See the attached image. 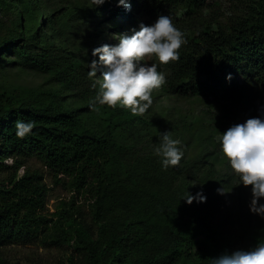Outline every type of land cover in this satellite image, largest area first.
Here are the masks:
<instances>
[{"label":"trees","instance_id":"16d2710c","mask_svg":"<svg viewBox=\"0 0 264 264\" xmlns=\"http://www.w3.org/2000/svg\"><path fill=\"white\" fill-rule=\"evenodd\" d=\"M117 1L106 2L100 10L125 15L117 18V32L128 29L131 35L141 23L152 25L165 15L184 33L179 60L167 66L163 87L170 95L197 97L219 87V93L233 97L244 85L255 84L254 94L264 106V0H128V11ZM222 2L232 12L225 24L217 18ZM51 7V0H0V67H30L47 75V83L87 89L85 106L67 105L57 90H8L0 85V248L34 241L44 227L58 231L61 243L73 240L81 264H213L222 255L248 250L264 239L263 234L250 235L253 223L239 212L233 219L240 235L229 237L222 229L224 216L213 198L222 180L213 165L207 166L216 160L209 142L205 141L204 154L182 157L177 167L164 169L162 158L154 154L161 136H151L149 148L140 145L146 139L141 132L149 124L143 116L120 105L112 109L97 104L96 110L89 106L97 93L86 70L90 62H85L92 50L83 59L61 44L60 31L68 29L67 24L62 21L56 27L62 12L57 7L48 12ZM211 8L219 12L206 21L204 12ZM234 73L243 78V86L224 84ZM246 103L252 108L251 101ZM18 120L35 122L23 139L16 136ZM118 130L121 138L129 132L137 137L133 143H122L113 137ZM178 130L161 134L169 132L184 141ZM33 158L66 178L72 190L90 195L94 226L76 223L64 209L49 228L52 220L38 211L46 197L41 176L28 170L17 176ZM5 159H13V166L4 164ZM237 183L238 176L235 185L226 187L239 191ZM186 192L193 197L199 193L204 200L188 204ZM257 225L264 230V222L255 221ZM69 261L73 264L72 258ZM0 264L8 263L0 258Z\"/></svg>","mask_w":264,"mask_h":264},{"label":"rangeland","instance_id":"374dc122","mask_svg":"<svg viewBox=\"0 0 264 264\" xmlns=\"http://www.w3.org/2000/svg\"><path fill=\"white\" fill-rule=\"evenodd\" d=\"M51 1L53 2V7L47 11L52 12V9L57 7L56 9L62 12L57 15L59 20L56 27H60L58 25L62 21H65V24H67L66 27L68 28L60 31L61 44L71 52H74V50L77 51V54L83 59L89 55V51L91 52L95 48L103 45L114 46L118 44V37L122 34L127 35L130 31L126 29L124 33H122V30L117 32V18L122 19L125 15L117 17L116 13L114 15L105 11L100 13L102 7H105L106 2L112 4L116 0H105L101 5H94L93 0ZM129 4L130 1L125 0L124 7L127 11L129 10ZM222 5L220 8V17L217 18L223 23L231 16L232 12L228 10L229 6L224 2H222ZM218 12L216 8L206 10L204 12L205 20L207 21L210 18V14H216ZM44 13L46 14V12ZM112 27L116 29L112 31ZM93 60L99 63L98 55L93 56L91 54L88 61L86 60L85 62L91 63ZM142 63L149 65L156 63L158 72L164 73L165 76L169 74L168 64H160L155 56L146 57ZM86 70L89 73L88 66ZM104 70L103 65H101L97 69V76H89L93 81L91 85L93 87L95 85L94 88L97 91L99 90L101 81L100 75ZM47 78V75L41 74L30 67H17L11 64L0 67V85L4 89L57 90L61 97L65 99L64 101L67 105L73 108L85 106L84 97L86 94L84 91H87V89L81 90L78 87L69 89L62 83H47ZM226 79L227 83H224L225 85L234 83L241 86L244 85L243 78L237 76L235 73L228 75ZM163 86L153 90V104L142 115L149 124L147 130L141 132L146 136L145 141H142L143 143L140 144L141 147L149 148L148 142L151 136L159 137L161 136V132L174 128H178V132L185 136L184 141H180L181 143L179 145L183 151L185 160H189L194 154H204L205 141L209 142V145L215 150L216 157L214 158L216 160L213 159L207 166L213 165L218 170V177L222 180L213 192L215 203L220 207V212L224 216L222 229L229 233V237H232V235L239 236V224L233 219L234 214L239 212V217L242 214L248 217L249 221L253 223V226L250 225L248 227L250 235L258 234L261 236L263 234L264 236L263 228H260L259 225L254 226L255 221L262 223L264 222V218L259 216L257 220V214L252 213L249 208L252 197H249L248 193L251 195V187H245L239 184V191L234 187H226L227 183L231 184L230 187L236 184V176L229 166L227 159L222 155L220 143L217 140L218 135L223 134L229 127L235 124L244 123L249 118H264L263 101L259 96L254 94L256 85L253 84L249 87L244 85L240 94L239 92V95L235 93L233 97L228 96V94L222 95L219 93V87L212 93H206L205 95L197 97L176 96L170 95ZM246 101H251L250 105L252 108L249 107ZM189 126L194 131L193 135ZM140 128L141 126L138 125V132ZM121 134L120 130H118L113 134V137L116 139L120 138V142L126 144L133 143L137 137L136 132H129L128 135L123 134V138H121ZM3 163L12 167L14 161L13 159H5ZM27 170L40 175V181L46 187L44 205L38 211H40L39 214L42 216L52 220L49 223V228H52L53 222H58L61 212L64 209L67 210L69 216L76 223L83 222L87 225L94 226L93 200L88 193H79L72 190L66 178H63L62 175H57L37 159H30L25 163V166L19 168L17 170L18 178L22 177ZM10 171H13V168ZM219 189H224V192L221 194L218 191ZM243 193H245V196ZM241 195H243V200H240ZM259 203H264V199L259 200ZM66 228L64 230L70 233L68 227ZM47 231H45L44 227L41 228L37 233L38 238L34 241L10 243L2 246L0 248V258L8 264H71L69 261L71 258L73 259V264H81L80 253L73 247V240L69 243H61L57 238L58 234H60L58 231H49L48 229Z\"/></svg>","mask_w":264,"mask_h":264},{"label":"clouds","instance_id":"9594fccd","mask_svg":"<svg viewBox=\"0 0 264 264\" xmlns=\"http://www.w3.org/2000/svg\"><path fill=\"white\" fill-rule=\"evenodd\" d=\"M105 0H93L94 5H101ZM120 5L125 0H118ZM118 44L103 45L92 50V55L99 57L103 65L99 90L90 107L107 105L115 109L117 105L130 110L131 114L144 115L153 104L152 92L166 83V76L157 71V64L142 63L146 57L155 56L159 63L167 65L179 60V49L186 43L184 33L173 23L170 16L160 15L154 24L139 25V30H132L131 35H120ZM89 76H97L98 62L88 64ZM230 78V77H229ZM95 87V85H94ZM35 127L34 121H16V136L23 139ZM220 151L227 159L229 166L239 177V183L251 186L252 199L250 211L264 218V118H249L244 123L229 127L217 136ZM180 141L173 139L169 132L161 134L160 143L154 154L162 158L164 169L177 167L183 157ZM237 184V185H238ZM221 194L224 189H219ZM188 204L193 199L203 201L204 197L197 193L196 197L186 192L184 197ZM213 264H264V239L248 250H237L231 255H222Z\"/></svg>","mask_w":264,"mask_h":264}]
</instances>
